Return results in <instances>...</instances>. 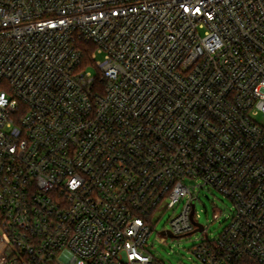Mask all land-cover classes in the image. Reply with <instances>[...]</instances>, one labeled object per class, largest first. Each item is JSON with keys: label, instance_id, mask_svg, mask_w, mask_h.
<instances>
[{"label": "built area", "instance_id": "1", "mask_svg": "<svg viewBox=\"0 0 264 264\" xmlns=\"http://www.w3.org/2000/svg\"><path fill=\"white\" fill-rule=\"evenodd\" d=\"M165 204L199 264H264V0H0V264H166Z\"/></svg>", "mask_w": 264, "mask_h": 264}, {"label": "rangeland", "instance_id": "2", "mask_svg": "<svg viewBox=\"0 0 264 264\" xmlns=\"http://www.w3.org/2000/svg\"><path fill=\"white\" fill-rule=\"evenodd\" d=\"M86 69L92 74L97 71L92 65ZM232 206V201L216 188L201 190L199 199L196 201V212L199 215V221L207 226L209 237L217 236L228 225ZM179 211L180 206L166 208V204L156 211L153 222L154 231L150 236L152 251L158 254L166 264H199L194 247L203 238V233L197 231L177 237L161 233L163 229L169 228L170 219ZM216 212L219 213V218H215Z\"/></svg>", "mask_w": 264, "mask_h": 264}, {"label": "trees", "instance_id": "3", "mask_svg": "<svg viewBox=\"0 0 264 264\" xmlns=\"http://www.w3.org/2000/svg\"><path fill=\"white\" fill-rule=\"evenodd\" d=\"M252 263H253V264H257V263H255V262H253V261H250V264H252Z\"/></svg>", "mask_w": 264, "mask_h": 264}, {"label": "water", "instance_id": "4", "mask_svg": "<svg viewBox=\"0 0 264 264\" xmlns=\"http://www.w3.org/2000/svg\"><path fill=\"white\" fill-rule=\"evenodd\" d=\"M201 228H202V227H201ZM167 234L172 236V234H171L170 232H168Z\"/></svg>", "mask_w": 264, "mask_h": 264}]
</instances>
